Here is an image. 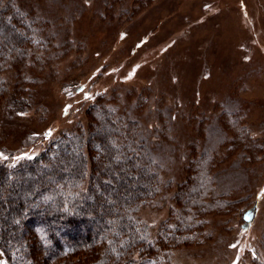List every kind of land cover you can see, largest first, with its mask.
<instances>
[{
    "label": "rangeland",
    "instance_id": "1",
    "mask_svg": "<svg viewBox=\"0 0 264 264\" xmlns=\"http://www.w3.org/2000/svg\"><path fill=\"white\" fill-rule=\"evenodd\" d=\"M15 1L36 19L43 42L34 51L43 57L0 72L7 83L0 162L13 166L73 130H94L87 110L100 94L140 122L163 180L172 183L132 211L153 240L174 206L172 194L188 179L191 157L212 162V188L226 210L206 215L211 237L175 247L171 260L264 262V0ZM21 95L28 105L15 101ZM34 230L47 243L44 230ZM97 250L66 259L87 264ZM149 256L145 264L167 260ZM0 264H10L1 249Z\"/></svg>",
    "mask_w": 264,
    "mask_h": 264
},
{
    "label": "trees",
    "instance_id": "2",
    "mask_svg": "<svg viewBox=\"0 0 264 264\" xmlns=\"http://www.w3.org/2000/svg\"><path fill=\"white\" fill-rule=\"evenodd\" d=\"M39 28L15 0H0V72L11 64L24 67L27 60L34 64L35 55L43 57L34 51L35 44L43 42ZM6 84L0 74V97ZM28 99L21 95L15 101L26 106ZM87 111L94 130H73L13 166L0 162V249L6 260L33 264L41 257V264H74L66 257L87 250L92 254L101 245L100 254L87 264H145L154 253L167 258L159 264H176L171 260L174 248L203 243L211 235L206 215L226 210L212 188V162L208 165L205 156L191 157L188 179L172 194L174 206L153 240L132 211L172 183L163 180L162 165L141 138L137 119L119 112L100 94ZM244 212L241 209L240 215L247 223ZM80 226H85L82 235ZM35 227L44 230L41 237L47 243ZM36 243L43 256L36 252ZM252 264L264 262L255 257Z\"/></svg>",
    "mask_w": 264,
    "mask_h": 264
},
{
    "label": "snow or ice",
    "instance_id": "3",
    "mask_svg": "<svg viewBox=\"0 0 264 264\" xmlns=\"http://www.w3.org/2000/svg\"><path fill=\"white\" fill-rule=\"evenodd\" d=\"M0 155H2V154H0ZM249 219H250V217H248Z\"/></svg>",
    "mask_w": 264,
    "mask_h": 264
}]
</instances>
